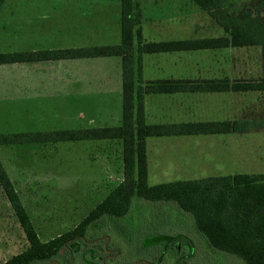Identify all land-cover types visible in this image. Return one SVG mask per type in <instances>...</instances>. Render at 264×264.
Wrapping results in <instances>:
<instances>
[{
    "label": "rangeland",
    "instance_id": "rangeland-1",
    "mask_svg": "<svg viewBox=\"0 0 264 264\" xmlns=\"http://www.w3.org/2000/svg\"><path fill=\"white\" fill-rule=\"evenodd\" d=\"M227 1L236 16L250 14L264 20V0ZM140 2L143 34L148 42L225 35L191 0ZM21 4L36 5L41 16L56 18L50 20L51 26H46L51 34L40 50L120 43V0H22ZM105 11L107 14L103 17ZM67 19L72 23L63 24ZM71 61L75 62L66 61L70 68L65 65L63 70L61 62L43 64L40 81L35 83L26 81L20 74L25 65H18L17 71L2 77L0 135L121 125V60ZM143 63L145 81L262 77L259 47L146 54ZM69 72L75 74L72 80L67 79ZM146 117L149 124L261 119L264 118V93L149 95ZM147 155L150 186L235 174H264V129L218 136L150 137ZM0 158L43 242L73 230L123 180L121 145L113 141L0 147ZM104 218L95 225L99 228L90 232L89 244L81 246V253L88 252L87 260L90 252L104 251L107 238L111 253L108 255L113 258L105 256V264H245L232 255L210 249L195 229L192 216L173 202L134 198L127 216ZM104 234L106 238L99 240ZM159 234L189 237L193 243L191 253L183 244L181 255L192 257L182 261L177 250L170 247L165 251L162 245L146 248V240ZM28 245L0 188V264L23 253ZM162 255L164 259L158 263ZM80 264H84L83 259Z\"/></svg>",
    "mask_w": 264,
    "mask_h": 264
},
{
    "label": "trees",
    "instance_id": "trees-1",
    "mask_svg": "<svg viewBox=\"0 0 264 264\" xmlns=\"http://www.w3.org/2000/svg\"><path fill=\"white\" fill-rule=\"evenodd\" d=\"M6 0H0V9ZM223 29L222 37L148 42L143 36L140 0H120V43L76 49L0 53V66L80 59L119 58L122 76V121L117 127L0 135V147L61 142L113 141L121 145L123 180L73 230L43 242L20 201L0 158V187L17 217L28 248L1 264H34L58 259L63 249L89 244V234L104 217L127 216L134 198L148 202H173L192 216L195 229L214 251L232 255L245 264H264V174H235L150 186L147 139L197 137L245 133L264 129V118L210 122L149 124L146 97L179 93H264V20L260 16H236L227 0H191ZM259 47L262 77L252 80L143 79V56L230 48ZM103 218V219H102ZM102 219V220H101ZM110 225V224H108ZM102 228V227H101ZM192 241V240H191ZM181 242L191 253L190 238L159 234L145 247ZM190 244H188V243ZM166 250V251H167ZM87 251L83 260H87ZM190 256V255H189ZM192 257V256H190ZM164 255L159 258L161 263ZM139 264H147L141 262Z\"/></svg>",
    "mask_w": 264,
    "mask_h": 264
},
{
    "label": "crops",
    "instance_id": "crops-1",
    "mask_svg": "<svg viewBox=\"0 0 264 264\" xmlns=\"http://www.w3.org/2000/svg\"><path fill=\"white\" fill-rule=\"evenodd\" d=\"M21 1L22 0H6L0 9V53L46 51V50H40V48L43 47V44H45L49 40V37H47V35L51 34V30H48L46 26L47 25L51 26L50 20H56V18L54 16L43 17L41 16V12L38 9V6L31 4H29L30 6L27 4H21ZM106 14L107 13L105 11L103 13V17H106ZM70 23H72V21H70L69 19L63 21V24H70ZM157 33H159V30H157ZM177 40H183V39H177ZM73 46H74L73 48H65V49H76L75 45ZM59 49L55 48V49H47V50H59ZM57 62L62 63L60 64L62 65L61 70H63V67L65 65L66 68H70V65L65 63L66 61H57ZM67 62H75V61H67ZM46 63H54V62H40L33 64H15V65L0 66V80H4V78L2 77H5V75L8 74V72L10 71L14 72L16 70V67H20L18 65H25L24 72L20 74H23L22 76H25L26 81H30V82L34 81V83L39 82L41 78L39 73L44 70L43 64ZM143 73H144V63H143ZM74 76H75L74 73L69 72L67 79L72 80ZM167 79H190V78L180 77V78H167ZM211 79H217V78H211ZM155 80H160V79H155ZM232 120H238V119H232ZM204 122H210V121H204Z\"/></svg>",
    "mask_w": 264,
    "mask_h": 264
},
{
    "label": "flooded vegetation",
    "instance_id": "flooded-vegetation-1",
    "mask_svg": "<svg viewBox=\"0 0 264 264\" xmlns=\"http://www.w3.org/2000/svg\"><path fill=\"white\" fill-rule=\"evenodd\" d=\"M95 228H99V227L97 226ZM98 236H102V235L98 234ZM105 236H107V235L104 234L103 237L99 238V240L106 238ZM162 246L165 248V251H166L167 250L166 245H162ZM181 247H182V243L178 242L176 245L172 246V249L177 250V253L181 255ZM108 253L111 254L109 252L108 239L106 238V245H105L104 251L102 252L101 250H97L96 252L95 251L90 252L89 254H90L91 263H87L84 260H83V263L84 264H98L97 260H100L99 262H101V264H105L108 257L113 258V257H110V255H108ZM105 256H107V258H104ZM187 257L189 258L190 256L189 255H187V256L185 255L184 257H182V255L179 256L180 260H182V261L186 260ZM82 259H83V253H81V250H79L78 248L75 249L74 247L73 248H70V247L67 248L66 247V249H63L61 251L58 259H54L51 262L47 261V263H50V264H62V263L76 264V262H77V264H80V261H82ZM44 263H46V262H43L42 264H44Z\"/></svg>",
    "mask_w": 264,
    "mask_h": 264
}]
</instances>
